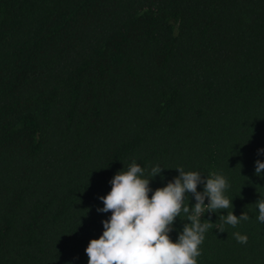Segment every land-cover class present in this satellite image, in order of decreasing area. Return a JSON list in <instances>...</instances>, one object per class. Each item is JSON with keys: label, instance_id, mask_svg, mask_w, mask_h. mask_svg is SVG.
<instances>
[{"label": "trees", "instance_id": "obj_1", "mask_svg": "<svg viewBox=\"0 0 264 264\" xmlns=\"http://www.w3.org/2000/svg\"><path fill=\"white\" fill-rule=\"evenodd\" d=\"M259 149L264 0H0V264H88L133 160L164 168L153 191L178 167L225 175L198 264H264ZM228 211L249 219L221 233Z\"/></svg>", "mask_w": 264, "mask_h": 264}, {"label": "clouds", "instance_id": "obj_2", "mask_svg": "<svg viewBox=\"0 0 264 264\" xmlns=\"http://www.w3.org/2000/svg\"><path fill=\"white\" fill-rule=\"evenodd\" d=\"M260 154L264 149L258 150ZM176 169L179 175L154 191L151 181L164 172L160 165L146 175V169L133 160L127 170L114 175L111 191L99 197L103 207L97 208L111 216L102 221L103 234L90 240L85 249L88 264H198L200 246L213 224L210 219L202 222V217L233 207V200L226 195L230 184L219 172L205 176L198 171L186 172L183 167ZM255 174H264V161L255 162ZM200 185L203 191L198 190ZM188 196L195 199L194 205L186 202ZM256 206L257 219L264 223V198L257 200ZM182 214L188 223L174 241L170 234ZM248 219L247 212L237 216L228 211L227 215L220 214L217 227L223 233L224 225L235 228ZM233 236L238 243L248 242L247 235L235 232Z\"/></svg>", "mask_w": 264, "mask_h": 264}]
</instances>
